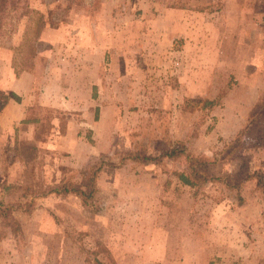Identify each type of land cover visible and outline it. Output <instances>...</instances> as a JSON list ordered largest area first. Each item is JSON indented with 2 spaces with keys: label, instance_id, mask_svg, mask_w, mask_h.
<instances>
[{
  "label": "rangeland",
  "instance_id": "1",
  "mask_svg": "<svg viewBox=\"0 0 264 264\" xmlns=\"http://www.w3.org/2000/svg\"><path fill=\"white\" fill-rule=\"evenodd\" d=\"M81 1L82 5L72 0H21L24 5L20 4L18 10L29 5L44 11L45 17L48 14V26L39 37L30 33L33 21L29 22L27 14L19 15L18 10L5 17L0 26V201L10 203L0 215V264H187L180 257L183 246L176 252L180 226L190 220L188 205L193 203L195 209L198 201L207 204V210L219 203L227 213L244 207L240 215L244 222L252 219L264 224V187L257 186L259 175L264 179V97L247 115L250 104L223 100L224 91L212 103L198 97L179 105L173 101L170 86L161 102L140 99L138 84L145 75L137 67L141 59L137 33L152 28L153 16L159 12L156 5L150 0ZM159 1L158 8H178L174 0ZM213 2V9L223 5L222 0ZM144 15L150 21L142 25L137 20ZM111 16L116 18L119 31L114 37L115 47L132 46V68L125 74V79L132 82L131 105L122 108L124 69L120 57L119 61L115 59L114 68L120 73V77L115 74L120 78V85L115 86L120 100L117 108L107 111L113 114L103 116L97 144L87 130L77 131L79 125L62 134L66 124L70 128L80 118L74 109L63 116H56L50 109H36L30 116L39 117V122L32 124L24 119L10 126L9 116L17 117L19 109L13 112L9 102H20L17 94L22 93L18 85L12 92L8 89L15 76L12 69L19 74L32 61L30 71L38 62L40 73H44L52 65L55 51L50 44L58 40L63 47L56 51L57 67L62 68L64 62L75 63L70 47L78 28L87 25L90 33L92 25L101 24V34L96 36L104 41L100 30L111 22ZM123 16L130 18L129 22ZM30 44L36 48V56L26 60ZM102 61L105 71L106 65L110 67V53ZM148 79L153 82V75ZM150 84L146 87L153 93ZM233 87L227 85V92ZM54 120L59 122L56 127L51 124ZM74 133L78 141L73 140ZM61 135L67 137L63 147ZM82 139L86 146L79 144ZM180 144L192 155L208 158L200 170L223 180L205 182L197 191L189 185V191L176 190L185 185L178 173L190 167L186 151L178 158L161 154ZM94 161L101 168L95 192L87 203L73 194H46L64 177L81 182L86 167ZM225 180L239 186L231 187ZM159 186L163 199L155 191ZM259 232L264 237L263 225H259ZM245 233L255 237L253 231ZM251 241L256 250L262 238ZM263 259L236 264H264Z\"/></svg>",
  "mask_w": 264,
  "mask_h": 264
},
{
  "label": "crops",
  "instance_id": "2",
  "mask_svg": "<svg viewBox=\"0 0 264 264\" xmlns=\"http://www.w3.org/2000/svg\"><path fill=\"white\" fill-rule=\"evenodd\" d=\"M150 1L159 12L153 16L155 19L152 28L140 29L137 33V46H140L137 53L141 56L137 67L145 75L144 80L138 84L140 99L143 97L161 102L168 86L173 101H177L179 105L185 101L193 102L198 97L212 102L224 91L223 100L233 99L250 104L245 113L247 115L264 97V0H222V7L209 11L158 8L159 0ZM109 5H106L108 11ZM110 19L107 27L100 30L105 35H101L105 38L104 41L99 40L100 35L96 36V33L101 34L98 33L102 28L101 24L92 25L90 33L87 25L78 28L79 33L71 39L73 45L70 47V56L72 58L73 53L75 54V63L64 62L62 68L57 67L59 62H55L56 51L63 46L59 40L53 43L49 40L52 45L50 49L55 51L48 70L40 73L38 62L32 71L16 74L12 69L15 76H12L7 85L8 89L12 92L14 85H18L22 93L17 94L20 102H9L13 112L19 109L17 117L9 116L10 126L24 119L32 124L39 122V117L30 116L36 109H50L56 116H63L74 109L80 118L88 115L89 118H79L75 124H70V128L66 124L62 134L72 132L79 125L81 129L77 131L80 133L82 129L87 130L90 138L97 144L103 116L108 114V110L117 108L116 102L120 100L118 91L115 90V86L120 85V78H117L120 73L114 71L115 59L119 61L120 57L124 69V80L121 83L122 108L129 109L131 105L132 82L128 77L125 79V74L128 73L127 69L132 68V46L115 47L114 37L119 31L115 28L116 18L111 16ZM123 19L129 22L130 18L123 16ZM137 21L144 25L150 20L144 15L138 17ZM123 31V36L127 37V32ZM85 32L88 34L84 36ZM145 40L149 43L143 45ZM106 53H110L111 63H108L109 68L106 65L104 71L102 59ZM72 66L73 76L70 71ZM151 70L153 72H149ZM151 75L153 82L148 79ZM147 83L153 84L154 97L146 87ZM232 84L233 89L227 92V85ZM4 111L6 114L9 112ZM58 121L54 120L51 124L54 123L56 127ZM73 135V140L78 141V136L75 133ZM60 140L62 143L59 146L63 147V141L67 137L63 138L61 135ZM79 144L86 146L84 139L79 140ZM89 145L94 147L93 140L89 141ZM188 189L190 187L186 185H181V189L176 188L178 191H189ZM155 191L164 198L162 186ZM198 202L195 209L193 203L188 205L190 220L185 226H180L176 252L183 246L180 257L187 264H236L264 256V237L259 232V225L264 224L252 219L251 222H244L240 217L244 207H235L234 212L227 213L220 208L219 203L210 205L211 208L207 210V204ZM202 208L204 210L197 213ZM246 231H253L255 237L250 233L246 234ZM259 236L262 241L254 250L251 240L258 239ZM209 255L213 256L209 258Z\"/></svg>",
  "mask_w": 264,
  "mask_h": 264
},
{
  "label": "trees",
  "instance_id": "3",
  "mask_svg": "<svg viewBox=\"0 0 264 264\" xmlns=\"http://www.w3.org/2000/svg\"><path fill=\"white\" fill-rule=\"evenodd\" d=\"M72 1L79 3V5H82L81 0H72ZM20 2L21 0H0V12L2 13V15L0 16V26L2 25L3 19L5 17L11 15L14 11L20 9L19 7L20 4L24 5V3H20ZM173 3L180 9H185L190 11H209L212 10L214 6L213 0H174ZM56 8H60V5H57ZM21 9H22L21 11L18 10V14L19 15L27 14L29 16V22L33 21L32 26H30L31 27L30 33L35 35V37H39L44 31V29L48 26L50 20L47 17L48 14L46 13V17H45L44 11H40L38 9L32 8L29 5L23 6ZM33 14H36V17L35 16L32 17ZM55 25H58V23ZM35 49L36 48L34 44L29 45L27 51L28 56L26 60L36 56ZM31 62H29L28 65L26 64V66H23L21 69L23 70L26 69V71H30L32 65ZM207 103H212V102L208 101ZM185 151L186 148L183 146V144H180L178 146H173L171 148H168V150L162 152L161 155L162 157L167 156L170 158H178ZM186 157L188 159V163L190 167L187 171L178 173V177L183 184L189 185L195 188L197 191L200 188V186L205 182H215L218 180H223V178L219 176H212L200 170V168L206 165V163L209 161L208 158L204 157L203 155H192L187 151H186ZM98 164L100 163L94 161L86 167L85 177H83L81 182L77 183L75 181L69 180L64 177L59 184H56L55 186L51 187L49 191H46V194L48 193L73 194L79 198H82L84 203H87L88 199L92 197L96 189L95 183H96V178L98 176V169L101 168V166ZM225 181H227V184L231 187L239 186L228 182V180ZM257 186L264 187V179L262 175H259V177L257 178ZM9 204L10 203H5L3 201H0V213H1L0 215H2L5 211H7L6 208H9ZM262 261L264 262V259Z\"/></svg>",
  "mask_w": 264,
  "mask_h": 264
}]
</instances>
